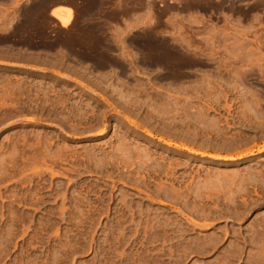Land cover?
Returning a JSON list of instances; mask_svg holds the SVG:
<instances>
[{
	"label": "rangeland",
	"instance_id": "rangeland-1",
	"mask_svg": "<svg viewBox=\"0 0 264 264\" xmlns=\"http://www.w3.org/2000/svg\"><path fill=\"white\" fill-rule=\"evenodd\" d=\"M39 1L0 3V264H264L259 15L217 26L194 0H63L97 24L75 20L78 39L48 15L57 51L23 52L6 38L43 27ZM32 2L45 15L27 24Z\"/></svg>",
	"mask_w": 264,
	"mask_h": 264
},
{
	"label": "flooded vegetation",
	"instance_id": "flooded-vegetation-1",
	"mask_svg": "<svg viewBox=\"0 0 264 264\" xmlns=\"http://www.w3.org/2000/svg\"><path fill=\"white\" fill-rule=\"evenodd\" d=\"M208 2L199 1V9L198 14L202 15L204 19H206V24L210 21L211 23L216 24L217 26L223 25H231L228 20H240L243 23L248 22L252 16L259 15V20H254L253 25L257 28L260 26H264V4L262 1H258V3H254L253 0H207ZM210 1V2H209ZM262 2V3H261ZM2 3V8L7 7L8 0H0ZM160 3V2H159ZM159 3L156 6L160 9L162 6H159ZM209 3V4H208ZM205 4V5H203ZM207 4V5H206ZM74 10L77 14V8L73 5ZM137 11V7H135ZM168 10L164 11L163 15L161 16L160 20L165 22L167 20V16L169 15L167 12ZM175 11H178L175 10ZM183 14V13H182ZM47 14L44 17V24L43 27L42 23L37 24L38 26H34L26 30L25 32L18 33L15 29L7 36V40L12 42H20L21 45L17 46L21 48V51L24 52L27 49V52H39L44 50V48H50L52 52H56L59 48L60 42L65 38L66 33L59 28H52L58 27L56 22H52L50 18H48ZM50 16V15H49ZM54 18V17H53ZM122 14L115 15L112 17V22H119L121 23ZM55 19V18H54ZM205 21V20H204ZM60 26V25H59ZM201 30V29H200ZM259 39H261V33L263 31H259ZM250 40L252 38L247 37ZM137 41V39H134ZM264 47V45L262 46ZM37 48V49H36ZM32 49V50H31ZM83 54L85 52H89L86 49L81 47H77L76 51H70L66 54L71 56L73 53ZM103 67V66H101Z\"/></svg>",
	"mask_w": 264,
	"mask_h": 264
},
{
	"label": "bare ground",
	"instance_id": "bare-ground-1",
	"mask_svg": "<svg viewBox=\"0 0 264 264\" xmlns=\"http://www.w3.org/2000/svg\"><path fill=\"white\" fill-rule=\"evenodd\" d=\"M34 1H35V0H34ZM36 1H37V0H36ZM38 1H39V0H38ZM44 1L46 2V0H44ZM48 1H49V0H48ZM48 1H47V2H48ZM50 1H51V3H50V5H49V7L46 6V5H48L49 3H46V5H45V4H44L45 2H43V4L45 5V7H47L46 9L48 10V8H49V15L52 16V17H54L57 21H59V23H60V25H61L62 27L66 28L67 30H70V27L72 26V24H74V23L77 22V21L75 22V20H79V18L74 19V18H75V14H74L75 12H74V9L72 8V6L70 5V3H65V2H64L65 0H64V1H63V0H50ZM69 1H70V0H69ZM69 1H68V2H69ZM73 1H74V0H73ZM73 1H72V2H73ZM89 1H90V2H89ZM104 1H106V0H88L89 3H91V2H95V3H97V4H95L96 7H99V5H101L100 3H101V2L103 3ZM108 1H109V0H108ZM108 1H107V2H108ZM115 1H116V0H115ZM119 1H121V0H119ZM123 1H126V0H123ZM128 1H129V0H128ZM128 1H127L126 3H128ZM173 1H174V0H170V2H173ZM177 1H179V0H177ZM181 1H183V0H181ZM184 1H185V0H184ZM186 1L188 2L189 0H186ZM191 1H193V0H191ZM196 1H200V0H194V2H196ZM258 1H262V2H263L264 0H258ZM9 2L11 3V1H9ZM39 2H40V1H39ZM41 2H42V1H41ZM66 2H67V1H66ZM99 2H100V3H99ZM116 2L118 3V1H116ZM138 2H140V0H138ZM145 2H146V1H145ZM145 2H144V4H145ZM148 2H149V1H148ZM189 2H190V1H189ZM203 2H204V0H203ZM207 2H208V1H207ZM209 2H210V1H209ZM254 2H256V1H254ZM262 2H261V3H262ZM27 3H28V2H27ZM34 3H35V2H34ZM98 3H99V4H98ZM126 3H123V2H122L120 5L122 6V4L124 5V4H126ZM129 3H131V1H130ZM129 3H128V4H129ZM141 3L143 4V2H140V5H142ZM181 3H182V2H180V4H181ZM191 3H192V2H191ZM257 3H258V2H257ZM36 4H37V3H36ZM36 4L34 5L33 2H32V3H30V5H28V4H26V6H24L25 4L23 5L24 7H27V5H28V8H26V12H27V13L25 12L27 15L25 14L26 16H25V18H24V20L26 19L25 21H27V22H26L27 24H30V23L32 22V19H33L35 16H36V18L39 17V16H37L35 13H36V11H38L39 9L43 8V7H41V6H43V4H42L41 6H38L40 3H39L38 5H36ZM108 4H109V3H108ZM118 4H119V3H118ZM118 4H117V5H118ZM144 4H143L142 6H144ZM208 4H209V3H208ZM263 4H264V2H263ZM89 5H90V4L87 5V8H89V7L92 6V5H91V6H89ZM93 5H94V4H93ZM97 5H98V6H97ZM103 5H105V4L103 3ZM103 5H102V7H103ZM117 5H116V8L120 7V6H117ZM181 5H183V3H182ZM203 5H205V4H203ZM206 5H207V4H206ZM23 6H22V7H23ZM88 6H89V7H88ZM145 6H146V5H145ZM150 6H151V5H150ZM40 7H41V8H40ZM96 7H95V6H92L91 8H92V10H93V8L96 9ZM122 7H123V6H122ZM126 7H127V6H126ZM38 8H39V9H38ZM91 8H89V11H87L88 13H90ZM150 8H151V7H150ZM185 8H186V5H185V7H184L183 9H185ZM37 9H38V10H37ZM85 9H86V8H85ZM98 9H99V8H98ZM121 9L123 10V9H126V8H121ZM121 9L118 8L119 11H120ZM128 9H131V8L128 7ZM23 10H25V9H22V12H23ZM41 10H42V9H41ZM44 10H45V9H44ZM44 10H43V11H44ZM87 10H88V9H87ZM101 10H102V9H101ZM114 10L116 11L117 9H114ZM122 10H121V11H122ZM39 11H40V10H39ZM43 11H42V14H41V15L44 14ZM84 11H85V10L83 9V14L85 13ZM96 11H99V10H96ZM96 11H95V12H96ZM123 11H124V10H123ZM126 11H127V10H126ZM130 11H132V10H130ZM45 12L48 13L47 11H45ZM87 12H86V13H87ZM95 12H94V13H95ZM127 12H129V10H128ZM23 13H24V12H23ZM39 13H41V11H40ZM81 13H82V12H81ZM81 13H80V14H81ZM88 13H87V15H88ZM96 13H97V12H96ZM115 13H116V12H115ZM122 13H123V12H122ZM18 14H20V16L22 15V14L20 13V9H19V13H18ZM90 14H93V12L90 13ZM90 14H89V15H90ZM124 14H126V12H125ZM23 15H24V14H23ZM23 15H22V16H23ZM41 15H40V17L38 18L39 21H40V18H41V17H42V18L44 17V16H41ZM44 15H45V14H44ZM82 16H83V15H82ZM92 16H94V15H92ZM23 17H24V16H23ZM80 17H81V16H80ZM84 17H85V14H84ZM88 17L91 18L90 16H88ZM126 17H127V16H126ZM256 17H257V16H256ZM82 18H83V17H82ZM89 18H88V19H89ZM130 18H131V17H130ZM20 19H21V18H20ZM83 19H84V22L88 21V20L86 19V17L83 18ZM83 19H80V20H83ZM92 19H94V17H93ZM125 19L128 20L127 18H125ZM131 19H132V18H131ZM22 20H23V19H22ZM22 20H20V21H22ZM43 20H44V19H43ZM80 20H79V21H80ZM85 20H86V21H85ZM129 20H130V19H129ZM33 21H35V19H34ZM36 21H37V19H36ZM36 21H35V22H36ZM89 21H92V20L90 19ZM89 21H88V23H89ZM96 21H97V20H96ZM43 22H44V21H43ZM73 22H74V23H73ZM93 22H94V21H92V22H90V23L93 24ZM236 22H237V21H236ZM21 23H22V22H21ZM26 23H25V24H26ZM33 23H34V22H32L31 24L33 25ZM38 23H39V22H37V24H38ZM40 23H41V22H40ZM77 23H78V22H77ZM80 23H81V22H80ZM86 23H87V22H86ZM94 23L97 24V22H94ZM125 23H126V22H125ZM128 23H129V22H128ZM19 24H20V22H19ZM19 24H18V25H19ZM27 24H26V25H27ZM81 24H82V23H81ZM18 25H16V26H17V27H16L17 29H18ZM32 25H31V27H32ZM90 25H91V24H90ZM90 25H89V26H90ZM93 25H95V24H93ZM106 25L109 26V23H107ZM236 25H237V24H236ZM21 26H22V25H21ZM28 26H29V25H28ZM36 26H37V25H36ZM98 26H99V24H98ZM108 26H106V28H107ZM110 26H111V25H110ZM115 26H116V25H115ZM117 26H118V24H117ZM241 26H243V25H241ZM249 26H250V25H249ZM24 27H25V26H24ZM73 27H74V25H73ZM75 27H77V25H75ZM75 27H74V29H75ZM78 27H79V25H78ZM80 27L82 28V26H80ZM80 27L78 28L79 31L84 30V29H86V28L89 29L91 26H90V27H87V26H86V28H83V29H81ZM92 27H95V26H92ZM92 27H91V28H92ZM99 27H100V26H99ZM101 27H102V26H101ZM16 28H15V29H16ZM20 28H21V27H20ZM25 28H26V27H25ZM96 28H97V27H96ZM111 28H112V26H111ZM117 28H118V27H117ZM119 28H120V27H119ZM17 29H16V30H17ZM21 29H22V28H21ZM72 29H73V28H72ZM72 29H71V30H72ZM74 29H73V30H74ZM76 29H77V28H76ZM78 29H77V30H78ZM88 29H87V30H88ZM93 29L95 30V28H93ZM97 29H100V28H97ZM97 29L95 30V32L97 31ZM103 29H104V28H103ZM109 29H110V27H108V29H107V30L109 31V34H110L112 31L110 32ZM16 30H15V31H16ZM22 30H23V29H22ZM24 30H25V29H24ZM71 30H70V31H71ZM77 30H76V31H77ZM91 30H92V29H90V32H93V30H92V31H91ZM111 30H112V29H111ZM74 31H75V30H74ZM100 31H101V29H100ZM100 31H98V32H100ZM104 31H105V29H104ZM117 31H118V30H117ZM120 31H121V30H120ZM16 32L19 33V29H18V31H16ZM20 32H21V31H20ZM22 32H23V31H22ZM82 32H83V31H82ZM85 32H87V31L84 30V34L81 33V32H79L80 35H79L78 32H76L77 35H78L77 38L79 39V36L81 37L82 34L85 35ZM88 32H89V30H88ZM115 32H116V30H115ZM118 32H119V31H118ZM122 32H123V31H122ZM70 33H73V32L71 31ZM76 33L74 32L73 34H76ZM93 33H94V32H93ZM93 33L87 34V37H88L89 35H91V34L93 35ZM101 33H102V32H101ZM146 33H147V32H146ZM150 33H151V32H150ZM156 33H157V32H156ZM94 34H95V33H94ZM97 34H99V33H97ZM103 34H104V32H103ZM115 34H116V33H115ZM147 34H148V33H147ZM68 35H69V34H68ZM112 35H113V34H112ZM116 35H117V34H116ZM120 35H121V34H120ZM148 35H149V34H148ZM152 35H153V34H152ZM152 35H151V39H152ZM233 35H234V34H233ZM235 35H236V34H235ZM73 36H74V35H73ZM73 36H71V38H70V35L68 36V37H69L68 39H69V40L71 39V40H70V44H71V41L73 42V44H75L74 41L77 39V38L75 39ZM97 36H99V35H97ZM102 36H103V35H102ZM102 36H100V38H101ZM110 36H111V34H110ZM149 36H150V35H149ZM75 37H76V35H75ZM84 37H86V36H84ZM103 37H104V36H103ZM103 37H102V39H103ZM107 37H108V36L104 37V38H105L104 40H106L107 43H110L112 40L115 39V38L113 39V37L111 36V37L109 38V40H107ZM114 37H115V35H114ZM117 37H118V36H117ZM120 37H121V36H120ZM146 37H147V36H146ZM201 37H202V36H201ZM127 38H128V37H127ZM147 38H148V37H147ZM153 38H154V37H153ZM202 38H203V37H202ZM78 39H77V40H78ZM145 39H146V38H145ZM145 39H144V40H145ZM149 39H150V38H149ZM156 39H157V37H156ZM182 39H183V38H182ZM182 39H181V40H182ZM187 39H188V38H187ZM195 39H196V38H195ZM237 39H238V38H237ZM73 40H74V41H73ZM125 40H127V39H125ZM125 40H123V42H124ZM183 40H184V39H183ZM189 40H190V39H189ZM200 40H201V39H200ZM242 40H243V39H242ZM244 40H245V39H244ZM79 41H80V40H79ZM114 41H115V40H114ZM127 41H128V40H127ZM138 41H139V39H138ZM190 41H191V40H190ZM198 41H199V40H198ZM64 42H65V41H64ZM64 42H63V43H64ZM76 42H77V41H76ZM116 42H117V38H116ZM116 42H115V43H116ZM131 42H132V41H131ZM184 42H185V41H184ZM186 42H187V41H186ZM243 42H244V41H243ZM246 42H247V40H246ZM79 43H80V42H79ZM81 43H82V42H81ZM99 43H100V42H99ZM99 43H98V44H99ZM111 43H112V42H111ZM118 43H119V42H118ZM128 43H129V42H128ZM128 43H127V44H128ZM149 43H150V42H149ZM155 43H156V42H155ZM163 43H164V42H163ZM177 43H179V42H177ZM196 43H197V41H196ZM66 44H67V43H66ZM66 44H65V45H66ZM73 44H71V45H73ZM98 44H97V45H98ZM101 44H102V42H101ZM150 44H151V43H150ZM150 44H149V46H148V44H147V47H146V48L149 49V47L151 46ZM197 44H198V43H197ZM197 44H196V45H197ZM63 45H64V44H63ZM68 45H69V44H68ZM68 45H67V46H68ZM78 45H79V44H78ZM78 45L76 44V46H78ZM110 45H111V44H110ZM115 45H116V44H115ZM115 45H114V47H115ZM119 45H120V44H119ZM144 45H145V44H144ZM153 45H155V44H153ZM177 45H178V44H177ZM186 45H187V43H186ZM201 45H202V44H201ZM243 45L246 46L245 43H244ZM79 46H80V45H79ZM91 46H92V45H91ZM111 46H112V45H111ZM145 46H146V45H145ZM145 46H144V48H145ZM181 46H183V45H181ZM193 46H194V45H193ZM197 46H198V45H197ZM197 46H196V47H197ZM84 47H85V46H84ZM88 47H89V45H88L86 48H88ZM100 47H101V46H100ZM103 47H104V44H103ZM107 47H108V44H107ZM109 47H110V46H109ZM156 47H157V46H156ZM185 47H186V46H185ZM198 47H199V46H198ZM200 47H201V46H200ZM200 47H199V48H200ZM71 48H72V51H73V50H74V49H73V46H72ZM104 48H105V47H104ZM119 48H120V46H119ZM128 48H129V47H128ZM128 48H127V49H128ZM130 48H132V46H131ZM130 48H129V49H130ZM146 48H145V49H146ZM153 48H154V47H152V50H157V49H155V48L153 49ZM179 48H180V47H179ZM193 48H194V47H193ZM199 48H198V49H199ZM69 49H70V48H69ZM88 49H89V48H88ZM93 49H94V48H93ZM102 49H103V48H102ZM114 49H115V48H114ZM121 49H122V48H121ZM185 49H187V48H185ZM255 49H257V48H255ZM61 50H62V49H61ZM106 50H107V49H106ZM108 50H109V49H108ZM124 50H125V49H124ZM181 50H182V49H181ZM187 50H188V49H187ZM194 50H195V49H194ZM252 50H253V49H252ZM65 51H68V50L66 49ZM70 51H71V49H70ZM74 51H75V50H74ZM110 51H111V50H110ZM125 51H126V50H125ZM134 51H135V50H134ZM141 51H142V50H141ZM145 51H146V50H145ZM150 51H151V48H150ZM183 51H184V50H183ZM256 51H257V50H256ZM90 52H91V51H90ZM97 52H98V51H97ZM111 52H112V51H111ZM120 52H121V51H120ZM120 52L118 51V53H120ZM136 52H137V51H136ZM142 52H143V51H142ZM163 52H164V51H163ZM165 52H166V51H165ZM178 52H179V51H178ZM184 52H185V51H184ZM253 52H254V51H253ZM105 53H106V52H105ZM130 53H131V52H130ZM146 53L148 54V52H146ZM146 53H145V54H146ZM76 54H77V53H76ZM76 54H75V55H76ZM103 54H104V53H103ZM131 54H132V53H131ZM140 54L142 55V53H140ZM143 54H144V53H143ZM158 54H159V53H158ZM165 54H166V53H165ZM168 54H169V53H168ZM73 55H74V54H73ZM89 55H90V53H89ZM108 55H109V53H108ZM115 55H116V54H115ZM125 55H126V54H125ZM141 55H139V56H141ZM76 56L78 57V56H81V55L79 54V55H76ZM95 56H96V55H95ZM118 56H119V54H118ZM118 56H117V57H118ZM135 56H136V55H135ZM167 56H168V55H167ZM74 57H75V56H74ZM102 57H103V56H102ZM115 57H116V56H115ZM120 57H121V56H120ZM122 57H123V56H122ZM126 57H127V55H126ZM141 57H143V56H141ZM155 57H156V56H155ZM155 57H154V58H155ZM164 57H165V55H164ZM168 57H170V56H168ZM168 57H166V60H168V59H167ZM176 57H177V56H176ZM176 57H175V58H176ZM184 57H185V56H184ZM101 59H102V58H101ZM148 59H150V58H148ZM152 59H153V57L151 56V60H152ZM157 59H158V58H157ZM163 59H165V58H163ZM163 59H162V60H163ZM180 59H181V58H180ZM105 60H106V59H105ZM120 60H121V59H120ZM155 60H156V58H155ZM176 60H177V59H176ZM186 60H187V59H186ZM92 61H94V60H92ZM95 61H96V60H95ZM101 61L104 62V60H101ZM122 61H123V60H122ZM159 61H161V60H159ZM174 61H175V60H174ZM99 62H100V61H99ZM105 62H106V61H105ZM145 62H146V60H145ZM147 62H148V61H147ZM170 62H171V59H170ZM189 62L191 63V60H190ZM119 63H120V62H119ZM131 63H132V62H131ZM152 63H153V62H152ZM103 64H104V63H103ZM162 64H164V63H162ZM186 64H187V63H186ZM145 66H146V64H145ZM149 66H150V65H149ZM181 66H182V65H181ZM183 67H184V66H183ZM168 68H169V67H168ZM185 68H186V67H185ZM126 69H127V68H126ZM169 69H170V68H169ZM183 69H184V68H183ZM180 70H181V69H180ZM115 71H116V70H115ZM169 72H170V71H169ZM183 72H184V71H183ZM180 73H181V72H180ZM127 74H128V73H127ZM129 74H130V73H129ZM170 75H171V74H170ZM172 75H173V74H172ZM183 75H184V74H183ZM168 76H169V75H168ZM185 76H186V75H185ZM101 77H102V76H101Z\"/></svg>",
	"mask_w": 264,
	"mask_h": 264
}]
</instances>
